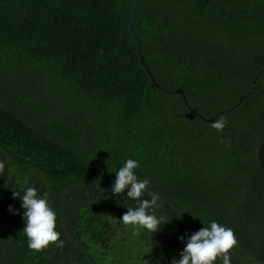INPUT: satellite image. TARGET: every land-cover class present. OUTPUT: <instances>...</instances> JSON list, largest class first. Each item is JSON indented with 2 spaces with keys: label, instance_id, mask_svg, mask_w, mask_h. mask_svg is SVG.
Returning a JSON list of instances; mask_svg holds the SVG:
<instances>
[{
  "label": "trees",
  "instance_id": "trees-1",
  "mask_svg": "<svg viewBox=\"0 0 264 264\" xmlns=\"http://www.w3.org/2000/svg\"><path fill=\"white\" fill-rule=\"evenodd\" d=\"M137 2L158 84L224 130L151 87L130 0H0V264H172L212 221L234 232L231 264H264V0ZM129 158L160 196L156 234L120 221L137 203L111 192ZM28 186L61 234L40 251L13 199Z\"/></svg>",
  "mask_w": 264,
  "mask_h": 264
},
{
  "label": "clouds",
  "instance_id": "clouds-1",
  "mask_svg": "<svg viewBox=\"0 0 264 264\" xmlns=\"http://www.w3.org/2000/svg\"><path fill=\"white\" fill-rule=\"evenodd\" d=\"M225 125V119L220 117L211 124V127L219 132L224 130ZM138 167L139 163L136 160L127 159L115 172L116 179L111 192L117 196L126 192V197L137 202L135 207L127 208V212L120 219L123 224L140 226L156 234L168 223L164 222L166 219L164 215L155 214V209L161 207L160 196L149 193L150 180L138 178L135 171ZM6 171V161L0 160V173ZM146 194H150L151 198H143ZM13 199L21 202L25 221L23 232L30 249L40 251L60 241L61 234L56 230L57 215L49 205L46 194L41 196L36 187L28 186L23 192L15 191ZM9 211L14 212L11 207ZM179 239L185 246L179 258L172 260V264H216L218 259L222 264H231L229 253L237 245L233 230L215 221L195 233L186 234V239L185 236Z\"/></svg>",
  "mask_w": 264,
  "mask_h": 264
},
{
  "label": "water",
  "instance_id": "water-1",
  "mask_svg": "<svg viewBox=\"0 0 264 264\" xmlns=\"http://www.w3.org/2000/svg\"><path fill=\"white\" fill-rule=\"evenodd\" d=\"M130 1L132 3V8H131L130 18H129V30H128V33L132 37V39H133V41L135 43L140 64L144 68V70L146 71L147 75L149 76V78L151 80V87L152 88H157V89H159V90L163 91L164 93H166L168 95H171V96L180 95L182 97L186 107L192 113L200 116V114L196 113V111H194L191 108L183 88H180V89L175 90V91H168L164 87L159 85L158 82L156 81L150 66L148 65V63L146 62V60L144 58L142 47H141V44H140V40H139V38L137 36L136 29H135V18H136V14H137V11H138V2H137V0H130ZM200 117L203 120H205L206 122H208V123H213L216 120V117L211 118V119H205L202 116H200ZM258 161H259L261 170L264 172V141L262 142V144L260 145L259 150H258ZM69 189H72V187H70ZM68 190H66L65 193Z\"/></svg>",
  "mask_w": 264,
  "mask_h": 264
}]
</instances>
